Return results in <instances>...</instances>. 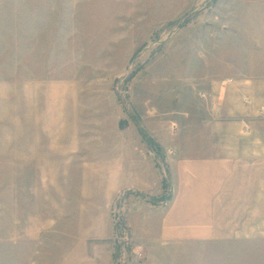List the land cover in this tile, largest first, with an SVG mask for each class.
Instances as JSON below:
<instances>
[{
  "label": "crops",
  "instance_id": "0c3cea01",
  "mask_svg": "<svg viewBox=\"0 0 264 264\" xmlns=\"http://www.w3.org/2000/svg\"><path fill=\"white\" fill-rule=\"evenodd\" d=\"M13 3L0 0V103L10 101L11 38L18 37L19 165L54 167L59 159L57 59L52 50L28 40L41 32L27 29L32 17L37 20V13L28 11L31 0H18L19 28L11 30ZM217 7L225 20L218 18L220 29L209 37L204 33L216 56L210 72L196 81L204 133L179 151L168 148L163 175L135 125L123 123V110L115 116L117 125L84 132L82 149L98 156L83 158L82 164L99 169L90 171L89 188L77 195L78 204L68 201L77 206L81 221L64 244L54 237L58 190L38 195L52 214L51 246L60 253L56 264H115L110 213L120 194H125L132 238L146 256L140 264H264V0H219ZM4 111L3 106L0 116ZM37 228L42 231L43 225ZM42 244L40 237L36 245Z\"/></svg>",
  "mask_w": 264,
  "mask_h": 264
},
{
  "label": "rangeland",
  "instance_id": "374dc122",
  "mask_svg": "<svg viewBox=\"0 0 264 264\" xmlns=\"http://www.w3.org/2000/svg\"><path fill=\"white\" fill-rule=\"evenodd\" d=\"M12 1L14 32L19 28L18 0ZM218 1L37 0L35 6L31 0L28 11L37 13V20L32 17L27 29L41 32L28 40L38 41L44 51L52 50L57 59L59 159L54 167L19 165V87L14 79L19 39L12 37L11 97L0 103V113L5 108V116H0V264H56L60 253L59 247L51 246L52 214L38 195L58 190L59 229L54 237L64 244L71 237L68 231L75 233L74 223L81 221L74 206L77 195L89 188L90 171L96 174L99 169L82 164L83 158L98 156L82 149L84 132L117 125L119 109L125 114L123 123L132 122L138 129L163 175L168 148L179 151L181 144L204 133L196 81L210 72L216 56L204 33L209 37V32L220 29L218 18L225 20ZM164 184L167 187L165 178ZM124 196L115 200L112 223V210L118 206L127 225ZM40 224L42 231L37 228ZM40 237L43 244L36 245ZM9 238L21 239V244H10ZM121 252L126 251L115 248V264ZM127 255L131 258V251ZM145 258L129 264H140Z\"/></svg>",
  "mask_w": 264,
  "mask_h": 264
},
{
  "label": "built area",
  "instance_id": "2783aa9c",
  "mask_svg": "<svg viewBox=\"0 0 264 264\" xmlns=\"http://www.w3.org/2000/svg\"><path fill=\"white\" fill-rule=\"evenodd\" d=\"M172 131L175 133L177 131V126L174 125L172 127ZM112 218L114 224V246L115 248L118 247L122 251L116 261V264H129L134 261L142 260L145 256L144 251L142 248L138 247L137 245L133 244L132 237L130 235L129 229L127 225L123 222V213L121 209L117 206L112 210ZM131 251V258H129L128 252ZM127 253V254H126ZM127 255V256H126Z\"/></svg>",
  "mask_w": 264,
  "mask_h": 264
}]
</instances>
